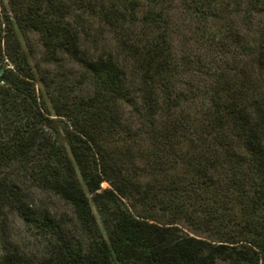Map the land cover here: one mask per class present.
Masks as SVG:
<instances>
[{
  "label": "trees",
  "instance_id": "16d2710c",
  "mask_svg": "<svg viewBox=\"0 0 264 264\" xmlns=\"http://www.w3.org/2000/svg\"><path fill=\"white\" fill-rule=\"evenodd\" d=\"M171 1L0 0V211L47 236L0 264H264V0H180L185 35ZM27 32L91 93L39 92ZM19 173L73 215L30 207Z\"/></svg>",
  "mask_w": 264,
  "mask_h": 264
},
{
  "label": "rangeland",
  "instance_id": "374dc122",
  "mask_svg": "<svg viewBox=\"0 0 264 264\" xmlns=\"http://www.w3.org/2000/svg\"><path fill=\"white\" fill-rule=\"evenodd\" d=\"M109 1L110 0H101V2L104 3ZM170 3L177 27H181L182 35L187 34L190 23H185L183 20L182 12L180 10V0H173ZM85 18L90 19L87 14H85ZM90 27L94 30V33L92 34V43H95L96 41L93 45H96L97 49H108L113 42L111 35L107 33H100L98 31L99 28H96L97 22L95 21L92 22V26ZM18 36L21 41L22 50L28 56L30 65L35 73L37 80L35 87L39 90V92L43 88L39 79L41 75L47 74L53 77L58 75L65 79L66 85H68L69 88H72L75 93L83 95L91 93L92 87L89 82L82 80V69L77 64L67 60L61 62V64L48 63L45 61L44 48L40 42L38 33L27 32L26 35L18 34ZM176 42L182 43L181 36L176 40ZM46 104L49 106L51 111L50 114H52L50 117L56 118L48 99H46ZM126 114H128V111ZM16 178L19 180L18 182L22 187V191L26 196L30 207H33L42 214L49 212L57 218L73 215V209L70 203L63 200L58 195L50 191L43 190L39 185L34 184L26 173H19ZM101 186L104 188L107 184L102 183ZM89 197L98 225L104 233L101 217L90 195ZM198 235L204 236L203 234ZM12 246H17L19 249L30 255L41 256L45 253L47 248V236L37 230L33 224L19 212L6 207L0 211V254L3 253L7 247Z\"/></svg>",
  "mask_w": 264,
  "mask_h": 264
}]
</instances>
